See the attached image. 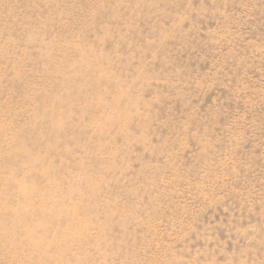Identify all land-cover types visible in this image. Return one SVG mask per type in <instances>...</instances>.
Wrapping results in <instances>:
<instances>
[{
	"label": "rangeland",
	"instance_id": "rangeland-1",
	"mask_svg": "<svg viewBox=\"0 0 264 264\" xmlns=\"http://www.w3.org/2000/svg\"><path fill=\"white\" fill-rule=\"evenodd\" d=\"M0 264H264V0H0Z\"/></svg>",
	"mask_w": 264,
	"mask_h": 264
}]
</instances>
